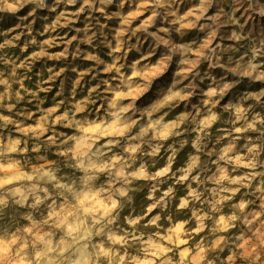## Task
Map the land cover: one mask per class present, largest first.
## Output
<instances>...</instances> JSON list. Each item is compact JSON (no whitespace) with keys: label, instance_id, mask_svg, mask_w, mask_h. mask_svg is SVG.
<instances>
[{"label":"clouds","instance_id":"obj_1","mask_svg":"<svg viewBox=\"0 0 264 264\" xmlns=\"http://www.w3.org/2000/svg\"><path fill=\"white\" fill-rule=\"evenodd\" d=\"M5 17L0 264H264V0H0ZM76 60L70 92L51 87L67 67L27 86Z\"/></svg>","mask_w":264,"mask_h":264},{"label":"rangeland","instance_id":"obj_2","mask_svg":"<svg viewBox=\"0 0 264 264\" xmlns=\"http://www.w3.org/2000/svg\"><path fill=\"white\" fill-rule=\"evenodd\" d=\"M51 2V0H50ZM46 14L45 13H38L37 17L35 18V24L33 25V34L37 36L38 40H42V39H46L47 35L45 36H40L39 33L43 31L44 25L46 23H51V18L46 19L45 18ZM55 14H52V18H54ZM33 18H29L28 21H26L25 23H31V20ZM84 22H85V17L82 16L80 19V23H78L77 25H74L73 27H79L82 28L84 26ZM16 23H18V21L16 20L15 17H5L3 18V20H0V32L7 30L8 28L14 26ZM94 23H103V18H100V20L98 21H94ZM117 22L116 21H112L109 22L110 28L106 29V31H110L111 27L116 26ZM57 35H65L67 34L68 36L71 35H75L76 33L74 31H72L71 29H62L60 30L58 33H56ZM2 39V38H0ZM28 39H30L29 37L25 36L24 38H22L21 43L26 42ZM186 39L191 40L192 42H196L198 40L201 39L200 33L199 32H195L193 31L192 33H190ZM145 48V51H147V45H143ZM84 45H81V48H84ZM75 48V44H73V49ZM33 48H29L28 53H30L31 51H33ZM53 51H61L62 50V45L60 47H56L54 49H52ZM13 52H15L17 55H21V58H23V56L28 55V53H20V49H14L12 50ZM100 54L103 56V58L109 62H111V58L108 57L107 55V50L104 48H100L99 49ZM137 58V53L133 52L131 54V56L129 57L130 60ZM91 64L89 62H85L83 60H76L74 62L68 61H60V62H47V61H41L39 63H37L34 67L31 73H29V79L26 81L27 86L29 88H36L37 85L43 81L46 80L49 73H48V67H55L57 70L60 67H67L69 70L68 72L65 73V75L63 77H59L57 79V81L51 85L52 88L59 90L61 84H67V90L70 92L73 83L75 82L76 77L78 76V72H74L72 71V67H76L77 69H79V71H85L89 68H91ZM172 76L175 75V73L173 72L171 74ZM219 76V74H218ZM167 79H165V81L161 82V87L163 86V84L167 83ZM85 80L87 82V86H91L93 84L96 83H100L99 79H94L93 76H87L85 77ZM238 91V90H237ZM86 92V85H81L80 86V94L83 95ZM42 96H45L44 93H41ZM46 99H47V104L45 106H49L52 103H54L57 100V96L55 95L54 92L52 93H48L46 95ZM193 103H198V100L194 101ZM21 107H27L29 109H31L33 106L30 104H25L22 105ZM184 109H177L175 115H178L181 111H183Z\"/></svg>","mask_w":264,"mask_h":264},{"label":"trees","instance_id":"obj_3","mask_svg":"<svg viewBox=\"0 0 264 264\" xmlns=\"http://www.w3.org/2000/svg\"><path fill=\"white\" fill-rule=\"evenodd\" d=\"M141 202H142V199H141Z\"/></svg>","mask_w":264,"mask_h":264}]
</instances>
